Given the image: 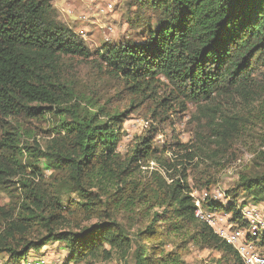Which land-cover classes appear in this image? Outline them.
<instances>
[{
    "label": "trees",
    "instance_id": "trees-1",
    "mask_svg": "<svg viewBox=\"0 0 264 264\" xmlns=\"http://www.w3.org/2000/svg\"><path fill=\"white\" fill-rule=\"evenodd\" d=\"M132 1L155 14L156 27L138 42L105 43L97 50L99 68L138 95L149 90L150 99L164 79L172 94L196 106L200 132L194 152L185 155L189 163L208 144L216 151L227 147L244 128L238 114L209 105L215 97L256 102L264 120V0ZM91 53L59 20L51 0H0V119L44 116L51 109L41 103L59 112L54 136L43 147L20 146L18 131L6 129L0 137V196L8 198L0 205V255L16 264L28 251L61 241L69 262L95 264L118 256L124 264H187L179 251L192 243L218 254L212 264H243L232 245L195 217L186 168L176 178L170 172L176 163L167 149L156 155L153 137L140 138L123 156V113L80 98L65 78L64 57ZM151 117L160 114L153 110ZM258 158L259 169L242 172L228 191L234 199L245 194L264 202L263 151ZM151 161L167 178L155 171L147 182L140 177L139 167ZM44 169L61 176L51 181ZM60 183L81 198L68 209ZM209 183L200 180L198 188ZM120 211L130 215L129 229L115 217ZM228 211L235 225L247 226L236 206ZM253 242L264 249V228Z\"/></svg>",
    "mask_w": 264,
    "mask_h": 264
},
{
    "label": "rangeland",
    "instance_id": "rangeland-1",
    "mask_svg": "<svg viewBox=\"0 0 264 264\" xmlns=\"http://www.w3.org/2000/svg\"><path fill=\"white\" fill-rule=\"evenodd\" d=\"M51 2L58 12L59 20L80 35L92 52L87 58L64 57L61 61L64 76L75 86L80 98L96 102L97 107H103L108 113H123L118 141V150L121 154L125 156L140 138L153 137V144L158 148L156 155L167 149L166 156L172 163H176L175 167L170 169L176 178H180V170L186 168L185 175L192 188V194L199 200L198 207L205 215H210L216 222L217 218H222L223 226L243 228L235 225L231 219L232 212L228 211V208L234 205L240 212L247 208L255 210L264 222V202L257 204L245 194H240L234 199L228 193L237 186L242 172H254L259 169L261 161L258 157L260 152H264V120H261L262 115L258 110L261 107L258 103L249 102L245 105L237 96L232 95L212 99L210 106H219L224 114H238L242 117L244 128H241L242 132L237 134L227 147L222 146L216 151L212 150L214 144H208L207 147H203V150L207 148L206 151H198L193 162L189 163L190 160L185 155L194 152L193 148L197 145L195 133L200 132L198 127L200 123L198 124L193 117L197 110L196 106L184 100L182 96L172 94L171 87L164 79L156 83L157 93L150 99L149 90L138 95L137 91L130 88L124 80L116 78L105 69L100 70L98 65L97 50L102 49L105 43L120 44L127 40L133 42L143 40L148 29L156 27L155 14L147 6H138L132 0H51ZM40 105L50 107L51 111L46 109L44 111L47 114L37 118L0 119V137L6 129L18 131L20 146L32 147L37 144L43 147L54 136L59 112L56 111L55 105L43 103ZM153 110L157 115L160 114L159 119L151 117ZM174 142H178V146H174ZM147 164L139 167V170H142L139 175L144 181L147 182L152 177L153 171L166 177L164 168L152 161ZM43 171L51 181L54 177L61 176L50 169ZM200 180H208L210 183L207 187L198 188ZM58 186L63 190L61 202L64 208H70L72 201L81 200L77 192L67 189L65 183ZM204 192L208 194L206 198H203ZM208 202L214 205H204ZM7 203L8 198L2 194L0 205ZM115 217L125 224L127 229L133 223L130 221V215L123 214L122 211L116 213ZM86 222L88 221L83 223ZM257 249L264 251L258 246ZM179 253L187 264H212L214 258L218 257L215 251L201 249L192 243L186 245ZM40 255L60 260L62 263L82 264L67 261L69 252L61 241L49 242L40 249H32L24 257L34 258ZM4 257L0 255V260H4L5 264ZM95 264H124V261L114 256L107 261L98 260Z\"/></svg>",
    "mask_w": 264,
    "mask_h": 264
},
{
    "label": "built area",
    "instance_id": "built-area-1",
    "mask_svg": "<svg viewBox=\"0 0 264 264\" xmlns=\"http://www.w3.org/2000/svg\"><path fill=\"white\" fill-rule=\"evenodd\" d=\"M207 195V192H204L203 198H206ZM191 196L196 205L195 217L207 222L218 235L232 245L237 250L243 264H264V251L258 250L253 242V238L258 237L264 228V222L258 217L255 210L247 208L241 211L247 226L243 228L223 226L222 218H217L216 222L210 215H205L202 209L198 207L199 200L194 197L192 192ZM20 260L19 264H64L60 260L50 259L43 255L34 258L22 257Z\"/></svg>",
    "mask_w": 264,
    "mask_h": 264
},
{
    "label": "crops",
    "instance_id": "crops-1",
    "mask_svg": "<svg viewBox=\"0 0 264 264\" xmlns=\"http://www.w3.org/2000/svg\"><path fill=\"white\" fill-rule=\"evenodd\" d=\"M4 259H6V262H5V264H10L9 262H7V258L6 257H4ZM4 260H0V264H4V262H3ZM21 261V260H20ZM16 264H19V262L18 263H16Z\"/></svg>",
    "mask_w": 264,
    "mask_h": 264
}]
</instances>
